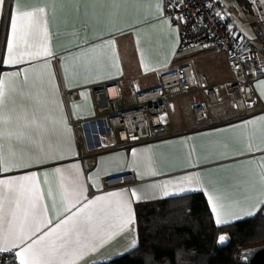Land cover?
I'll list each match as a JSON object with an SVG mask.
<instances>
[{
  "label": "crops",
  "instance_id": "obj_1",
  "mask_svg": "<svg viewBox=\"0 0 264 264\" xmlns=\"http://www.w3.org/2000/svg\"><path fill=\"white\" fill-rule=\"evenodd\" d=\"M24 3L28 7L47 3L50 14L53 8V0H24ZM148 3L149 0H55L56 15L49 21L48 41L54 56L40 57L19 66L21 70H28L29 83L43 81L54 94L56 107L51 117L58 121L60 116H67L72 150L58 161L45 162L28 170L37 174L39 186L45 193L44 202L50 209L53 197L59 206L61 193L68 187L67 179L55 171L58 166L71 169L74 164L79 165L82 169L81 181L84 182V177L91 174L87 170L94 172L98 157H103L105 159L99 161L101 169L115 172V165L109 167V164L120 162V167L125 171L119 172L118 176H133V181L129 183L105 188L103 181L110 176L101 175L103 187L89 186L90 198L150 182L148 178L140 180L138 173L141 169L130 166L132 149L149 156L161 173L151 180H175L191 174L202 176L228 191H235L239 183L259 186V174L264 167V120L259 119L264 113V98L261 97L258 82L264 81V78L255 83L259 99L257 106L238 112L232 96L223 86L234 76L227 60H224V68L226 66L230 71L229 78L221 75V68L218 73L209 63L204 65V62L196 61L193 55L208 48L199 46L180 51L179 47L174 46V36L152 19L155 11L148 7ZM4 12H8L7 5ZM256 16L253 24L257 25V32H261L260 18ZM4 40L5 30L0 24V48ZM254 42L258 46L262 44L256 40ZM25 59L28 60L27 57ZM145 65L148 70H145ZM184 65H190L196 82L199 74H203L209 84L218 89L220 102L209 106V117L205 121H197L194 113L195 104L206 100L205 92L199 88L173 95L166 112L168 132L153 139L122 142L117 131L110 128L106 116L97 114L94 86L117 85L111 91L118 94V88L121 90L127 100L119 101V107L123 109L133 102V88H152L159 84L162 73ZM7 70L8 65L0 68V71ZM70 94H74V100H70ZM253 117L257 118L255 124L241 123ZM74 121L82 123L80 130L74 128ZM102 143L108 147H101ZM20 174L23 173L9 175ZM88 183L90 185V181ZM212 184L204 185L205 190L201 191L206 197L212 194ZM253 203H256L255 198L249 200L246 206ZM138 204H134L136 217ZM209 204L211 207L210 201ZM53 220L55 222L54 216ZM129 239L128 234H121L96 253L88 255L80 264H91L93 260L95 264L109 261L105 257L123 251Z\"/></svg>",
  "mask_w": 264,
  "mask_h": 264
},
{
  "label": "snow or ice",
  "instance_id": "obj_2",
  "mask_svg": "<svg viewBox=\"0 0 264 264\" xmlns=\"http://www.w3.org/2000/svg\"><path fill=\"white\" fill-rule=\"evenodd\" d=\"M6 5L7 14L4 12ZM206 6L213 7L211 4ZM148 7L155 11L152 19L174 36V46L179 47L181 25H186L187 17L191 15L190 12L176 14L185 7L184 0H149ZM55 15V0L51 14L47 3L28 7L24 0H0V24L5 30L4 44L0 48V68L9 66V70L0 71V174H3L0 176V264H11L12 261L16 264H80L121 234H128L127 247L105 257L113 261L115 257H123L139 248L134 204L201 192L205 190L204 185L212 184L202 176L191 174L175 180H151L161 173L149 156L132 149L130 166L141 169L138 173L140 180L148 178L150 182L90 198L89 186L103 187L101 175L119 178L118 173L125 171L120 162H110L109 167L114 164L115 172L101 169L99 161L105 158L98 157L97 169L94 172L87 170L91 174L84 177V182L81 181L79 165L74 164L71 169L58 166L55 171L67 179L68 187L61 193L59 206L55 197L51 209L45 204V193L39 186L37 174L28 170L61 159L72 150V140L68 135L67 116L62 115L57 121L50 115L56 107L54 94L43 81L29 83L28 70H21L19 66L40 57L54 56L48 41L49 21ZM216 16L225 18L220 12H216ZM198 19L203 22L202 17ZM224 27L228 29L231 25ZM207 35L215 37L216 34L209 29ZM209 46L201 45L202 48ZM145 70H148L147 65ZM258 83L264 98V81ZM167 118V113L160 114V122L166 123ZM259 119L264 120V113ZM256 120L253 117L241 123L255 124ZM126 139L138 140L139 137L129 135ZM100 146L108 147L103 143ZM259 177L258 187L255 183H239L235 191L212 184V194L207 198L218 227L255 217L257 213L264 215V167ZM253 198L256 203L246 206ZM229 239L227 234H220L217 243L225 244Z\"/></svg>",
  "mask_w": 264,
  "mask_h": 264
},
{
  "label": "built area",
  "instance_id": "obj_3",
  "mask_svg": "<svg viewBox=\"0 0 264 264\" xmlns=\"http://www.w3.org/2000/svg\"><path fill=\"white\" fill-rule=\"evenodd\" d=\"M185 7L181 12H190L188 23L182 24L179 48L188 51L201 45H210L227 56L228 67L233 78L224 83L225 91L232 96L234 107L238 112H245L257 106L259 99L255 90L256 81L264 78V55L259 46L244 34L237 31L225 15L224 0H184ZM206 4L213 5L208 8ZM256 14L260 18V28L264 34V0H253ZM220 12L224 19L216 16ZM198 17L203 18L201 22ZM207 25V27H205ZM225 25H231L226 29ZM209 29L215 37L207 35ZM223 44V46H221ZM114 84L97 85L93 87V95L98 115H105L112 130H116L122 142H135L153 139L168 132L167 123L160 122V114L166 113L171 95L187 89L199 88L205 92L206 100L194 106L197 121H205L209 117V106L220 102L218 89L210 85L203 74H199L198 82L193 78L190 65L171 69L160 75L159 84L152 88L132 89V104L126 108L119 107L123 99L121 90L118 94L111 91ZM74 100V94L69 95ZM127 101V100H126ZM73 126L80 130L82 123L74 121ZM129 135L138 136V140L126 139ZM133 181L131 174L111 176L103 181L105 188ZM11 264H15L12 261Z\"/></svg>",
  "mask_w": 264,
  "mask_h": 264
},
{
  "label": "trees",
  "instance_id": "obj_4",
  "mask_svg": "<svg viewBox=\"0 0 264 264\" xmlns=\"http://www.w3.org/2000/svg\"><path fill=\"white\" fill-rule=\"evenodd\" d=\"M238 1L255 13L252 2ZM225 15L241 33L226 11ZM256 41L262 43L259 48L264 51L262 31ZM136 212L139 248L97 264H239L244 249L264 244V215L257 213L255 217L218 227L203 192L142 202ZM221 232L232 236V242L223 248L217 246Z\"/></svg>",
  "mask_w": 264,
  "mask_h": 264
},
{
  "label": "rangeland",
  "instance_id": "obj_5",
  "mask_svg": "<svg viewBox=\"0 0 264 264\" xmlns=\"http://www.w3.org/2000/svg\"><path fill=\"white\" fill-rule=\"evenodd\" d=\"M225 11L231 16V19L236 22L241 28L242 34H245L250 39H258L257 25L253 24V20H257L256 14L250 13L247 11L245 7L238 0H224ZM253 24V25H252ZM208 50H205L200 53H195L193 56L196 57L197 62H204V65L209 63V66H212L219 73V69L221 68V75L230 77V71L225 66L224 68V60H227V56L224 52L217 51L212 47H207ZM264 55V51H262ZM198 54H201L197 56ZM225 60V61H226ZM179 90H174V93ZM180 92H178L179 94ZM177 94V93H176ZM175 94V95H176ZM177 94V95H178ZM174 95V96H175ZM173 95H171V98Z\"/></svg>",
  "mask_w": 264,
  "mask_h": 264
},
{
  "label": "water",
  "instance_id": "obj_6",
  "mask_svg": "<svg viewBox=\"0 0 264 264\" xmlns=\"http://www.w3.org/2000/svg\"><path fill=\"white\" fill-rule=\"evenodd\" d=\"M220 234H227L230 239L225 244L217 243L218 247H226L232 242V236L229 232H221ZM249 250H252L250 254H248ZM238 262L239 264H264V244L244 249L240 254Z\"/></svg>",
  "mask_w": 264,
  "mask_h": 264
},
{
  "label": "bare ground",
  "instance_id": "obj_7",
  "mask_svg": "<svg viewBox=\"0 0 264 264\" xmlns=\"http://www.w3.org/2000/svg\"><path fill=\"white\" fill-rule=\"evenodd\" d=\"M115 89V87H111V90H114Z\"/></svg>",
  "mask_w": 264,
  "mask_h": 264
}]
</instances>
